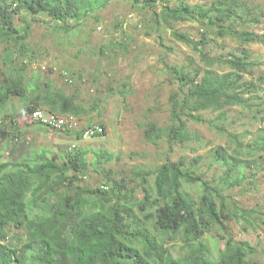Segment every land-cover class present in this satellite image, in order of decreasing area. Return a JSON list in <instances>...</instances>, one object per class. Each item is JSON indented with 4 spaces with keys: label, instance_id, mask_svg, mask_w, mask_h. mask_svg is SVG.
Returning a JSON list of instances; mask_svg holds the SVG:
<instances>
[{
    "label": "trees",
    "instance_id": "16d2710c",
    "mask_svg": "<svg viewBox=\"0 0 264 264\" xmlns=\"http://www.w3.org/2000/svg\"><path fill=\"white\" fill-rule=\"evenodd\" d=\"M9 1L0 0V44L5 51L3 60L10 68L0 81V113L6 116L2 126L8 119L15 122L7 106L17 98L23 99L28 115L42 107L78 118L99 112L98 103L81 101L79 90L67 96L53 83L40 80L36 84L37 77L26 80L27 67L18 64L15 57L20 54L23 62H33L27 42L32 24L18 28L16 19L27 13L37 22V17L47 15L70 31L74 26L70 21L78 27L116 0ZM121 1L153 12L152 20L158 28L196 22L204 33L201 41L172 33L176 41L199 53L203 65L195 73L186 67L172 70L183 98L179 93L171 97L168 126L147 125L144 137L148 143H191L197 137L188 122L206 125L202 113L218 114L217 120L225 123V111L239 107L243 115L249 113L253 120H259L260 113L264 120V110L255 103L264 85V73L246 81L261 66L253 60L248 45L264 46V35L249 31L263 23L264 7L257 0H214L204 6L192 5L190 0ZM133 18L129 15L118 27L121 37L125 36L123 40H127L128 30L131 35L129 20ZM220 39H235L242 48L229 56L212 57L204 51ZM216 129L231 135L225 124ZM85 130L79 131V139ZM259 132L260 137L247 146L243 136L231 135L234 147L213 152L212 165L224 168L213 181H207L206 174H198L202 157L196 160V167L186 159L166 162L156 172L136 170L131 172L132 178L95 189L79 186L80 178L92 166L110 164L114 155L96 154L92 164L87 151L68 154L61 163L46 153L18 163L0 161V264H258L254 259L256 248L249 242H234L227 224L243 226L245 233L259 228L258 214L240 207L230 196L247 180V170L252 171L249 177L254 179L259 165L264 164V128ZM189 185L198 190L199 196L185 189ZM217 229L225 247L215 260L204 238ZM7 239L11 248L3 245ZM179 240L184 244V257L174 256V249L169 247Z\"/></svg>",
    "mask_w": 264,
    "mask_h": 264
},
{
    "label": "rangeland",
    "instance_id": "374dc122",
    "mask_svg": "<svg viewBox=\"0 0 264 264\" xmlns=\"http://www.w3.org/2000/svg\"><path fill=\"white\" fill-rule=\"evenodd\" d=\"M213 1L190 0V4L204 6ZM9 3L12 4V0ZM257 4L264 7V0H257ZM131 14L134 15L129 20L131 35L128 30V34H125L128 38L123 40L125 36L121 37L118 27ZM152 14L131 3L116 0L78 27L70 21L74 25L70 31H65L60 23L47 15L37 17V22L27 13L18 16V28L32 24L27 42L33 62H23L19 58L20 54L15 57L18 58V64L27 67L26 80L37 77L36 84H40V80H43L42 83H53L57 90L67 96L79 90L81 101L98 103L100 110L80 118L73 129L80 128L81 131L86 127L94 129L98 126V129L104 127L105 130L98 137L80 140L79 131L65 133L54 131L56 128L48 129L34 123L31 115L24 111L23 99L17 98L7 106V112L14 116L15 122L11 123L8 119L2 126L6 116L0 113V161L18 163L36 154L46 153L61 163V159L68 154L87 151L92 164L96 154L114 155L115 159L110 164L99 168L92 166L80 178L79 186L95 189L106 185L112 187V181L132 178L131 172L136 170L156 172L166 162L176 163L186 159L189 165L196 167V160L202 157L203 162L197 167L198 174H206L207 181L218 179L224 168L212 165L213 152L220 147H234L231 135L243 136L245 146L256 141L260 137L259 131L264 128L263 117L260 118L259 113V120H253L252 115H243L242 109L235 107L225 111L228 119L220 123L218 114L202 113L201 116L208 122L206 125L188 122L190 131L197 137L191 143L176 145L163 142L159 146L148 143L144 137L147 125L168 126L172 111L171 97L179 93V98H183L181 86L173 78L172 70L186 67L188 72L195 73L203 65L199 53L176 41L172 33L187 34L196 41H201L204 35L202 27L196 22L158 28L153 23ZM249 31L264 35V18L262 24ZM241 48L235 39H220L204 51L212 57L229 56ZM248 49L253 60L261 66L253 78L246 77L247 82L258 79L264 73V46L249 44ZM4 52V46L0 44V81L9 74L10 69L3 60ZM65 75L72 82L66 81ZM261 89L255 103L263 111L264 85ZM40 109L47 112L43 107ZM223 124L231 135L220 134L216 129V126L221 127ZM256 173V178L252 179L249 177L252 171L247 170V180L241 187L231 191L230 196L240 207L258 214L259 228L245 233L243 226L234 222L227 225L230 238L234 242L251 243L257 250L255 262L264 264V164L259 165ZM185 189L194 196L198 195V190L190 185ZM218 233L217 229L204 238L212 248L215 260L225 247V241L221 240ZM179 241L169 247L174 249V256L184 257L186 252L181 250L184 244Z\"/></svg>",
    "mask_w": 264,
    "mask_h": 264
},
{
    "label": "built area",
    "instance_id": "2783aa9c",
    "mask_svg": "<svg viewBox=\"0 0 264 264\" xmlns=\"http://www.w3.org/2000/svg\"><path fill=\"white\" fill-rule=\"evenodd\" d=\"M142 26L140 25V28ZM32 120L34 122L42 123L50 128L53 129H66V128H75L77 127L78 120L71 117V116H56L52 113H45L43 110L36 111L33 116ZM103 132L102 129H96V130H88L84 134L83 139H89L94 137L96 134H101ZM75 148V146H74Z\"/></svg>",
    "mask_w": 264,
    "mask_h": 264
},
{
    "label": "clouds",
    "instance_id": "9594fccd",
    "mask_svg": "<svg viewBox=\"0 0 264 264\" xmlns=\"http://www.w3.org/2000/svg\"><path fill=\"white\" fill-rule=\"evenodd\" d=\"M66 81H68L67 79H66ZM68 82H71V81H68ZM38 110H42V109H38ZM38 110H36V111H38ZM35 111V112H36ZM35 112H33L32 113V115H31V118H32V116H33V114L35 113ZM46 113H52V112H50L49 110H47V112ZM52 114H54V113H52ZM54 115H56V116H60V117H64V116H71V117H73V118H75V119H77L78 121L80 120V118H78V117H75L74 115H71V114H69V115H59V114H54ZM33 121V120H32ZM34 122V121H33ZM34 123H36V124H39V125H41V126H43V127H46V128H48V129H53V128H50V127H48V126H46V125H44V124H42V123H38V122H34ZM80 129V128H79ZM79 129H71V128H66V129H53L54 131H71V132H76V131H79ZM97 129V127L96 128H94V129H91V128H87L86 127V130H85V132H84V134L86 133V131H88V130H96ZM84 134L81 136V139L80 140H84L83 139V137H84ZM96 136H98V135H95L94 137H96ZM90 139V138H89ZM75 146V145H74ZM73 146V147H74ZM76 147V146H75ZM2 244V243H1ZM3 245H5L6 247H8V248H11V246H12V243L10 242V240L9 239H7L6 241H4V243H3Z\"/></svg>",
    "mask_w": 264,
    "mask_h": 264
}]
</instances>
